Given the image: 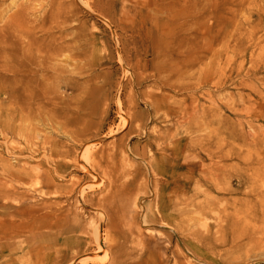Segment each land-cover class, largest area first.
Here are the masks:
<instances>
[{
	"label": "bare ground",
	"instance_id": "6f19581e",
	"mask_svg": "<svg viewBox=\"0 0 264 264\" xmlns=\"http://www.w3.org/2000/svg\"><path fill=\"white\" fill-rule=\"evenodd\" d=\"M49 1L51 7L63 4ZM237 3L220 0V7L211 9L218 19H251L250 11L240 15L232 9ZM28 7L20 4L0 25V258L22 243L34 256L33 264H53L57 259L69 264H210L215 262L213 256L226 258L228 252H223L228 246L236 249L244 244L248 228L243 222L256 217L238 213V198L231 194L250 197L257 166L236 138L224 134V109L229 107L220 79L213 83L215 93L206 85L208 73L199 83L188 84L180 81L189 70L185 68L178 81H172L173 76H164L162 64L153 65L160 42L151 39V64L159 65L157 77L165 89L152 95L149 105L153 117L163 111L165 124L143 125L144 146L127 148L135 133L131 124L119 144L91 151L96 134L80 119L69 123L71 127L77 121L81 127L72 137L75 149L53 138H45L42 145L32 143L17 121L42 104L44 92L36 88L45 79L48 64L68 44L63 33L48 34V41L32 37L31 27L37 23L21 31V37L15 34V22ZM256 7V19H264V6ZM52 15L51 8L41 21ZM72 15L66 13L63 21ZM72 49L78 54L76 46ZM219 56L216 67H220ZM134 65L144 68L147 62L139 58ZM133 73L139 81V74ZM181 90L188 92L168 104L160 103ZM236 112L239 118L243 115V110ZM5 116L7 122L2 120ZM241 134L237 137L245 141L248 135ZM14 135L23 140L11 142ZM128 154L141 163L134 166ZM36 155L42 161L36 162ZM233 173L240 174L245 191L231 189ZM86 189L98 192L89 195ZM150 195L152 202L144 205ZM153 237L157 240L150 243ZM93 254L105 258L98 261Z\"/></svg>",
	"mask_w": 264,
	"mask_h": 264
},
{
	"label": "rangeland",
	"instance_id": "374dc122",
	"mask_svg": "<svg viewBox=\"0 0 264 264\" xmlns=\"http://www.w3.org/2000/svg\"><path fill=\"white\" fill-rule=\"evenodd\" d=\"M57 1L63 4L51 7L49 0H0V25L17 6L25 3L29 7L23 12L24 18H17L15 34L21 37V31L37 23L29 30L32 37L48 41L51 33H63L68 44L48 64L45 79L36 88L44 92L42 104L36 105L28 117L17 121L20 131H28L32 143L38 145H42L45 138H53L75 149L77 143L72 137L81 127L77 121L71 127L69 123L80 119L97 137L90 150L100 151L119 144L128 127L134 124L135 133L128 140L127 148L144 146L143 125L165 124L163 111L153 117L149 105L152 95H160L161 89H165L161 78L157 77L159 65L152 66L149 52V41H159L157 51L160 54L153 65L156 61L162 64L166 70L164 76H173L172 81H178V73L185 68L189 70L180 81L188 84L199 83L202 74L208 73L206 85L209 83L215 93L213 83L220 79L221 91L229 107L224 109V134L236 138L257 166L250 197L240 192L231 194L238 198L235 210L243 215L252 213L256 219L243 222L248 228L244 244L236 249L234 245L228 246L223 252H228L226 258L213 256L215 262L210 264H239L241 260L243 264H264V19H256L255 14L257 5L264 6L263 0H239L233 5L232 9L240 15L250 11L251 19H218L211 8L220 7V0ZM51 8L53 15L41 21ZM66 13H73L69 21H63ZM73 46L77 47L78 54ZM217 56L221 57L220 67L215 65ZM139 58L147 62L146 67L136 68L134 64ZM198 65L201 68L197 69ZM133 71L139 74V81ZM187 92H172L160 103L168 104ZM235 109L243 110L240 118ZM7 119L8 116L2 117L5 122ZM125 119H128L127 126ZM237 133L248 135V138L244 141ZM19 139L23 140L14 135L10 141L19 144ZM128 156L134 166L141 163L132 154ZM40 157L36 155V162L42 161ZM134 166L129 171L134 170ZM30 184L37 187L34 181ZM229 185L234 191H245L238 173L231 174ZM97 192L86 189L89 195ZM152 200L150 195L143 203L146 205ZM233 209L229 207L228 210ZM156 240L157 237H153L150 243ZM9 251L12 253L0 258V264H33L35 261L34 256L27 254L25 244ZM93 255L98 261L105 258L103 254ZM53 264L69 262L57 259Z\"/></svg>",
	"mask_w": 264,
	"mask_h": 264
}]
</instances>
